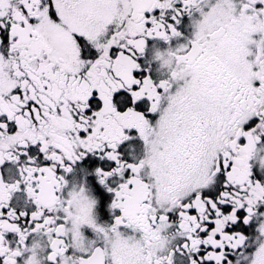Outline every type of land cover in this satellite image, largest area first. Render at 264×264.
Instances as JSON below:
<instances>
[{"label": "snow or ice", "instance_id": "obj_1", "mask_svg": "<svg viewBox=\"0 0 264 264\" xmlns=\"http://www.w3.org/2000/svg\"><path fill=\"white\" fill-rule=\"evenodd\" d=\"M0 264H264V0H0Z\"/></svg>", "mask_w": 264, "mask_h": 264}]
</instances>
